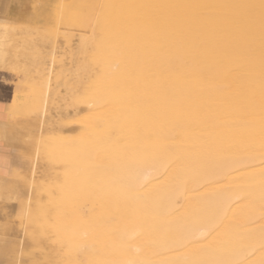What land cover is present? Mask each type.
<instances>
[{
  "label": "bare ground",
  "instance_id": "1",
  "mask_svg": "<svg viewBox=\"0 0 264 264\" xmlns=\"http://www.w3.org/2000/svg\"><path fill=\"white\" fill-rule=\"evenodd\" d=\"M12 3L16 12L27 5ZM41 3L44 17L75 26L97 15L102 34L91 111L75 135L45 141L64 170L39 217L61 262L264 264V0ZM8 50L0 40V66L17 81ZM37 87L23 106L29 112L47 101V83ZM33 127L1 121L0 137L35 155L42 135ZM11 184L19 192L27 181ZM16 233L0 227L7 264H23Z\"/></svg>",
  "mask_w": 264,
  "mask_h": 264
},
{
  "label": "rangeland",
  "instance_id": "2",
  "mask_svg": "<svg viewBox=\"0 0 264 264\" xmlns=\"http://www.w3.org/2000/svg\"><path fill=\"white\" fill-rule=\"evenodd\" d=\"M42 11L40 0H33L29 6H25V10L19 9L17 12L13 11L12 15L8 17L4 16L6 19L0 21V40H4V44L9 47V57H11V59L6 62V67L9 68L11 65L17 66V69L11 70L10 75L15 77L19 82V88L17 89L16 87V94L12 100L10 118L3 122L14 125L31 123L34 125L33 128L35 132H41L40 134L42 136L40 134L38 135L41 137L46 133H51L50 136L47 134L45 135V138L48 137L46 140L40 137V144L36 145V147L38 146L37 154L34 155L31 151L30 153L17 152L18 155L15 156V158H18L19 164L17 167L12 166L10 170L7 168L5 171L7 174H4V176L0 178V181L4 183V186H2V184L0 185V207L2 206L4 208L2 209L1 207L0 209V224H10L6 226L0 225V227L17 230L16 235L11 236V243L20 248L22 247L21 250L19 249L21 255H19L20 257L18 258L20 261L22 260L23 264H64L61 262L64 261V257H62L63 260L60 259V250L57 251L59 247L58 244L55 245V243L51 242L53 239L51 237L55 239V235L52 236L53 234L49 233L48 227H45L46 224L43 222L46 220L41 222L45 224V226L40 223V221L45 218L47 219V217H39L41 216V212L44 213L48 209L50 202L49 198L52 193L54 196L57 195L55 190L56 187L54 186L57 185L60 179L59 174L64 170L61 165L62 163L54 162L49 155L47 150L48 145H46L45 141L49 142L52 137L57 138L75 135L80 130L78 120L88 115L91 111V104L89 103V105L87 103L89 102L90 96L88 94L96 90L97 81L102 71L100 62L95 58L97 41L102 38V34L98 28V17H96L97 15L95 14L91 17L89 23L83 27L69 24L67 18L65 22H58L52 17L49 19L48 17H44V12L42 13ZM49 13L50 12L45 14L48 15ZM27 37L30 38L28 39ZM24 38L34 41L23 44L22 40H25ZM21 41L22 46L20 47ZM83 41L86 44L84 46L82 45ZM18 48H25V54L22 56L25 58L27 57L28 60H21L19 53H17ZM13 59H16L17 64L12 62ZM34 83L35 87L31 85ZM41 83L42 86L40 87ZM45 83H47L48 86L45 100L48 102L45 101L43 106L38 107L37 110L33 109L31 112H29L30 109L25 110L23 106L27 104V100L30 98V91L37 86H39V88H44ZM91 88L93 90H91ZM85 97H88V99L86 100ZM39 121L41 122L39 123ZM41 127L47 131L42 132L43 129ZM51 127L53 129H51ZM37 129H39V131ZM58 133H61L63 136L61 134L58 135ZM27 146L34 149L35 144ZM45 152H47L48 155ZM46 155L47 158L45 159V163H43L42 158H45ZM32 159H34V161ZM56 171H58V174H56ZM30 172L32 173L31 176L29 175ZM39 173L41 174L39 175ZM19 179L27 181V186L24 187L25 189L22 188L24 189L23 191L17 192L16 190L15 192L12 191V193L11 190L13 189L10 183ZM32 180L34 181L33 183ZM29 185L30 189L28 188ZM38 185L41 189L40 187L38 188ZM49 185L52 186L53 189H51ZM6 199L9 200V202H3L7 201ZM13 199H15L16 202H12L11 200ZM10 203H12L13 206L15 205L18 211H10L11 208L7 209L4 207V205H10ZM13 223L18 225L15 226ZM40 230L43 231L40 232ZM28 241L29 243H27ZM26 249L31 252L25 254L24 251ZM51 250L53 251L51 252ZM2 251L3 250L0 249V264H7L5 259L11 258L8 245H6V250L3 251L5 253H2ZM54 251L59 252V254ZM48 254L50 257L47 256ZM55 255L58 256L59 262L55 261V259H58L57 257L54 258ZM11 260L15 261L14 258Z\"/></svg>",
  "mask_w": 264,
  "mask_h": 264
},
{
  "label": "crops",
  "instance_id": "3",
  "mask_svg": "<svg viewBox=\"0 0 264 264\" xmlns=\"http://www.w3.org/2000/svg\"><path fill=\"white\" fill-rule=\"evenodd\" d=\"M26 2L27 7L31 2H33V0H26ZM41 5L42 7H44L43 5H46V3H41ZM13 6L14 4L12 3V0H0V21L6 19L4 18V16L8 17L13 14ZM23 10H25V7ZM4 70L5 69L0 66V122L10 118V114L12 111V100L16 91L15 86L19 84L18 81H11ZM18 88L19 86H17V89ZM15 156H17V152L14 151V145L10 144L9 142L5 141V139L0 137V178H2L4 174H7L5 171L7 170V168L10 170L13 164L17 167V165L19 164V160L18 158H15ZM12 208L10 211H12Z\"/></svg>",
  "mask_w": 264,
  "mask_h": 264
}]
</instances>
